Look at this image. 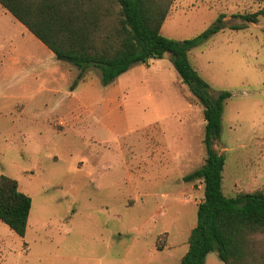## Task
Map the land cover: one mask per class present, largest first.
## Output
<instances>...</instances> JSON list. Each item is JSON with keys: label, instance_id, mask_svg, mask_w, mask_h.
Returning <instances> with one entry per match:
<instances>
[{"label": "rangeland", "instance_id": "obj_1", "mask_svg": "<svg viewBox=\"0 0 264 264\" xmlns=\"http://www.w3.org/2000/svg\"><path fill=\"white\" fill-rule=\"evenodd\" d=\"M263 8L173 0L162 27L183 41L225 15L189 60L213 95L231 94L214 146L228 197L264 190V15L240 17ZM80 74L19 24L0 35V176L32 198L24 238L0 221V262L181 264L204 198L202 181L185 180L206 159L203 106L170 54L109 86L94 67ZM205 264L224 263L212 252Z\"/></svg>", "mask_w": 264, "mask_h": 264}, {"label": "trees", "instance_id": "obj_2", "mask_svg": "<svg viewBox=\"0 0 264 264\" xmlns=\"http://www.w3.org/2000/svg\"><path fill=\"white\" fill-rule=\"evenodd\" d=\"M173 0H0V4L41 41L58 61L80 71L101 72L109 86L136 64L171 55L182 82L203 106L206 121L204 164L185 180H200L204 198L198 204L197 225L188 238L181 264H205L217 252L224 264H264V190L224 193L226 158L215 149L222 133L227 91L212 88L195 70L189 52L225 29L222 14L200 35L177 41L163 35L162 27ZM264 8L240 15L257 23ZM242 29V28H236ZM32 210V198L19 190L18 181L0 176V221L24 238ZM0 264H2L0 262Z\"/></svg>", "mask_w": 264, "mask_h": 264}, {"label": "crops", "instance_id": "obj_3", "mask_svg": "<svg viewBox=\"0 0 264 264\" xmlns=\"http://www.w3.org/2000/svg\"><path fill=\"white\" fill-rule=\"evenodd\" d=\"M0 23L4 26L0 31V35L7 34L9 35L11 31L17 29V25L19 24L23 31H27L31 35H33L22 23H20L10 12H8L1 4H0ZM7 26L5 27V25ZM8 27V29H6ZM8 30V31H7ZM34 36V35H33ZM41 42V41H40ZM42 43V42H41ZM43 44V43H42ZM44 45V44H43ZM194 228V227H193ZM186 253V252H185ZM207 259V258H206Z\"/></svg>", "mask_w": 264, "mask_h": 264}]
</instances>
